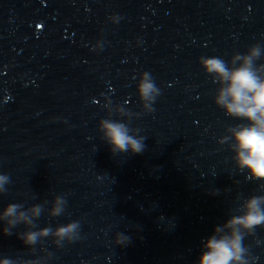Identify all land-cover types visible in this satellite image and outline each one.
<instances>
[{
	"label": "water",
	"instance_id": "95a60500",
	"mask_svg": "<svg viewBox=\"0 0 264 264\" xmlns=\"http://www.w3.org/2000/svg\"><path fill=\"white\" fill-rule=\"evenodd\" d=\"M253 44L258 66L264 0H0V174L10 178L0 213L21 203L33 221L7 235L0 220V259L199 264L214 228L264 195V178L234 160L229 129L248 121L216 104L220 84L200 57L231 67ZM144 72L154 101L140 98ZM102 119L145 137L143 152L113 153ZM57 196L66 204L53 216ZM72 221L79 239L55 235ZM45 227L35 245L19 236ZM117 232L130 242L115 243ZM243 245L249 264H264V225Z\"/></svg>",
	"mask_w": 264,
	"mask_h": 264
},
{
	"label": "clouds",
	"instance_id": "9594fccd",
	"mask_svg": "<svg viewBox=\"0 0 264 264\" xmlns=\"http://www.w3.org/2000/svg\"><path fill=\"white\" fill-rule=\"evenodd\" d=\"M262 56L261 46L253 44L246 54L236 53L228 63L216 56L200 57V63L205 71L213 76L220 84L215 102L224 108L228 115L246 119L248 123L239 124L230 128L236 140V155L234 160L240 169H249L254 178H264V63L258 66L256 61ZM240 61V63H237ZM139 95L142 100H155L153 93L159 94V89L153 82L150 74L144 72L138 83ZM151 107V106H149ZM153 110V109H152ZM100 127L106 141L112 146L113 153L128 152L141 153L145 148L143 136L130 134L133 130L125 123L102 119ZM135 131L139 132V129ZM10 182L7 174H0V192L7 191L5 185ZM66 200L56 197V205L52 209V215L58 216L63 211ZM21 203H9L0 213V220L6 221L3 232L12 234V229L21 222L32 225L33 221L27 215ZM240 214L232 215L223 228L216 226L211 236L207 238L203 247L204 251L199 264H249L247 248L243 245L246 234L254 232L256 226L264 225V195L248 197L239 206ZM33 216L39 217L41 205L36 204L31 208ZM78 221H72L55 229V235L61 240L65 237L69 241L79 239ZM224 229H230L225 232ZM52 230L41 228L33 231L19 233L21 239L27 245H35L40 236H48ZM130 242V237L123 233H116L115 243L124 245ZM0 264H15L10 258L0 259ZM33 264V261L28 262Z\"/></svg>",
	"mask_w": 264,
	"mask_h": 264
}]
</instances>
